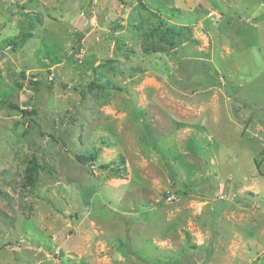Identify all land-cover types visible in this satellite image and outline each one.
I'll return each instance as SVG.
<instances>
[{
    "label": "rangeland",
    "instance_id": "obj_1",
    "mask_svg": "<svg viewBox=\"0 0 264 264\" xmlns=\"http://www.w3.org/2000/svg\"><path fill=\"white\" fill-rule=\"evenodd\" d=\"M0 264H264V0H0Z\"/></svg>",
    "mask_w": 264,
    "mask_h": 264
}]
</instances>
